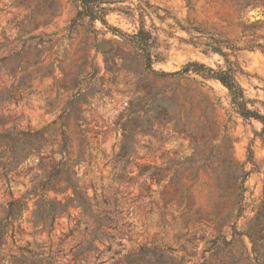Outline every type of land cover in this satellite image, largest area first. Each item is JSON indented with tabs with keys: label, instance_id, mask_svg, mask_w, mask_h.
I'll use <instances>...</instances> for the list:
<instances>
[{
	"label": "rangeland",
	"instance_id": "374dc122",
	"mask_svg": "<svg viewBox=\"0 0 264 264\" xmlns=\"http://www.w3.org/2000/svg\"><path fill=\"white\" fill-rule=\"evenodd\" d=\"M102 1L107 26L75 0H0L2 264H264L261 123L129 42L143 26L173 73L223 67L202 43L227 41L264 115V0Z\"/></svg>",
	"mask_w": 264,
	"mask_h": 264
},
{
	"label": "trees",
	"instance_id": "16d2710c",
	"mask_svg": "<svg viewBox=\"0 0 264 264\" xmlns=\"http://www.w3.org/2000/svg\"><path fill=\"white\" fill-rule=\"evenodd\" d=\"M78 4L77 8V17L78 18H88L90 23L94 21H99L102 25L107 26V23L104 19L105 13L108 9L103 7L102 4H105L106 1L102 0H75ZM119 35H123L117 29H113ZM198 31L197 29H192ZM200 32V31H198ZM203 33V32H200ZM130 44L137 50L142 64L145 70L159 76L163 77H180L186 75L189 72H192L196 75L203 77L204 79L216 80L224 88L227 89L230 97L231 104L234 106L236 112L245 119H254L261 123L262 125V134L264 135V115L259 114L256 111L247 109L245 105V99L243 92L239 85L236 82V75L240 72L238 65L229 59V54L223 51L227 49L232 53L236 51V47L227 41H221L219 39L209 38L207 42L202 43L205 47L204 52H212L221 56L224 60V66L219 67L217 70H213L209 67L204 66L203 64L197 62L187 63L180 71L173 73H157L151 69V64L153 62L152 49L155 44L154 38L149 32H147L143 26L139 28L137 33L130 37ZM194 46L197 43H193ZM3 233H1L2 235ZM250 238V237H249ZM253 242V241H252ZM0 239V247H1ZM19 256H11L7 264H42V259L39 258V255L33 253L29 249H18ZM2 250L0 248V264L4 260V257L1 255ZM47 264H51L50 260Z\"/></svg>",
	"mask_w": 264,
	"mask_h": 264
},
{
	"label": "water",
	"instance_id": "95a60500",
	"mask_svg": "<svg viewBox=\"0 0 264 264\" xmlns=\"http://www.w3.org/2000/svg\"><path fill=\"white\" fill-rule=\"evenodd\" d=\"M253 14L255 17H260L262 15V11L260 9H255Z\"/></svg>",
	"mask_w": 264,
	"mask_h": 264
}]
</instances>
